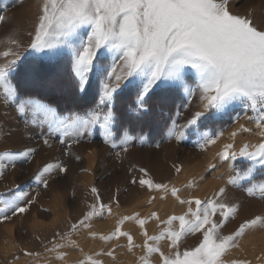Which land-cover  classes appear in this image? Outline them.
<instances>
[{
    "label": "snow or ice",
    "instance_id": "1",
    "mask_svg": "<svg viewBox=\"0 0 264 264\" xmlns=\"http://www.w3.org/2000/svg\"><path fill=\"white\" fill-rule=\"evenodd\" d=\"M5 21L6 17L0 15V23ZM10 43L17 48L21 46L20 41L14 38ZM27 49L39 53L37 59L41 62L59 64L61 58H67L64 75L66 86L73 95L87 94L92 75L100 82L99 100L94 108L83 114L61 116L55 108L34 97L18 100L17 87L10 77L17 71L21 54L5 52V60L0 63V89L4 102L18 100L17 110L21 114L28 110L34 116L43 114L42 123L48 124L49 133H71L82 138L85 134L90 135L93 127L98 125L103 130L105 143L115 146L113 124L117 121V112L113 100L122 85L129 91H135L132 111L139 118L150 116L149 101L157 95V90L160 95L183 90L190 98L198 94L201 108L192 113L183 125H177L173 120L167 130L169 138L179 141L184 136V129L195 125L201 117L208 119L239 104L256 114L260 140L256 144L245 142L238 149L228 143L217 153L221 161L236 160L237 157L250 161L246 170L233 169L227 182L237 185L240 181L254 178L258 165L264 168V26H257L249 14L233 13L229 9V0H41ZM9 56L12 59H7ZM109 57L111 65L107 63ZM21 71L27 73L28 69L22 68ZM189 81L195 82L196 87H190ZM33 123H36L35 119ZM240 127L251 131L242 125ZM235 135L233 132L232 136ZM138 138L141 142L146 139L144 136ZM132 139L134 137L125 129L120 143L126 145ZM43 143L49 145V140L45 138ZM215 143V139L205 134L199 147L203 149ZM124 150L127 151L126 148ZM34 152V148L0 152V176L9 164L15 167L17 160L28 159ZM56 169L61 172L67 170L59 163H46L34 179L47 188L46 176ZM175 170L180 172L181 167ZM140 172L148 176L147 169L140 168ZM136 182L133 177L132 183ZM138 182L150 191H170L180 204L189 206L187 211L169 215L165 220H161L154 211L143 217L139 212L120 215L113 229L100 235L101 240L107 243L124 237L129 252L142 247L139 264H152L153 254L158 256L157 264H250L247 259L226 260L225 257L231 249L239 247L240 239L250 230L264 228V213L245 218L233 231L222 234L221 228L238 212L237 204L220 199L225 188L221 187L210 199H182L180 189L175 186L169 189L166 183H155L144 177ZM258 187L264 197V183ZM256 190L255 184L245 189L249 195H254ZM91 191L96 202L89 206L81 219L71 224L69 232L60 235L59 241L54 238L52 247L45 249L55 253L57 260H63L67 255L60 249L79 247L71 239L73 232L89 229L94 216L103 217L105 212L112 214L111 205L103 203L98 190L92 187ZM28 195L17 186L7 199H0V221L26 213L34 202L28 199ZM193 203L195 209L191 207ZM217 213L221 217L218 221L213 219ZM150 220L160 221L164 227L149 235L145 226ZM175 221L179 222L178 228L174 226ZM126 222L139 226L142 245L136 244L131 232L123 229ZM195 233L202 236L199 244L181 252L182 238ZM89 236L95 238L97 233L89 232ZM162 241L166 242L167 251L161 247ZM121 246L117 244L107 253L101 250L85 254L77 264H103L94 257L105 254L114 257L115 248ZM25 255L35 254L25 251Z\"/></svg>",
    "mask_w": 264,
    "mask_h": 264
},
{
    "label": "rangeland",
    "instance_id": "2",
    "mask_svg": "<svg viewBox=\"0 0 264 264\" xmlns=\"http://www.w3.org/2000/svg\"><path fill=\"white\" fill-rule=\"evenodd\" d=\"M40 2L41 0H23V2L21 0H0V15L6 17V21L0 23V63L5 60L3 55L5 52H20L21 60L18 61L17 71L10 77L11 82L17 87L18 100L34 97L57 110L56 106L46 103L38 96H26V93L36 91L45 92L49 95L56 93L58 89L61 91V88L48 85V81L42 83L34 79L32 73H30L32 72L31 59H36L40 55L39 53H33L31 49H27L29 33L32 31L37 6ZM229 9L233 13L249 14L257 26H264V0H229ZM13 38L20 41L21 46L19 48L10 43ZM27 57L29 58L28 61L22 64L23 59ZM7 59L10 60L12 57L9 56ZM67 63V58H61L60 64L64 69H66ZM107 63L111 65V57L108 58ZM22 68L28 69V72L21 71ZM90 80L91 87L88 96L93 101L84 112L95 107L101 91L100 82L96 76L92 75ZM189 86L195 88L196 84L189 81ZM123 90H125V94L119 97V103L122 104L130 96L132 99L127 105L128 111L123 115H119L120 117L117 114V121L113 124L115 134L113 136L115 146H113V143H105L103 130L98 125L93 127L90 135L85 134L82 138L71 133L68 135H64L62 132L49 133L48 124L42 123L44 120L43 114L34 116L31 110L23 114L19 113L17 110L18 100L5 103L2 89H0V152H19L27 148L35 149V152L28 159L17 160L15 167L9 164L4 170L3 175L0 176V199H7L9 194L15 192L17 186H19V190L29 194L28 199L37 202L29 211L31 217L26 218L25 213H23L12 216L9 220L0 221V243L4 244L6 248L5 254H9L14 249L32 248L28 252L35 254L29 256L33 259L39 251L42 253L41 250L48 248L54 238L58 240L60 235L69 232L71 224L81 219L83 214L89 210V206L96 202V198L91 191L92 187L98 190L103 203L111 205L112 214L118 216V218L120 215H131L133 212L141 210H148L149 213L154 211L159 215V211L165 202L169 203L171 201L170 191L168 194L162 191H150L146 186L139 185L138 181L141 177L151 178L155 183H166L169 185V189L173 186L180 189L179 187L188 180L189 174L198 172L194 171L199 166L197 161L199 157L194 156L192 158L189 155L195 153L194 151L198 153L200 151L201 154L205 155L216 144L207 145L203 149L199 147V144L203 143L205 134L211 136L217 142L237 122L244 119L255 121L256 114L254 112L237 104L228 111L211 116L208 119L201 117L195 125L184 129V136L181 140L177 141L174 137L169 138L167 130L172 121L175 120L177 125L185 124L192 113L199 111L197 107L199 104L201 105L198 94L190 98L187 93L180 90L173 94L158 97L157 100L163 103V105H159L167 108L165 114L164 112L162 114L154 112L150 116V119H153L149 124L151 130L142 133L140 129H137L133 133L129 127L123 126L130 123V121L138 120V114L132 111V100L135 98V91H129L122 85L121 90H118L116 94ZM68 93L70 96L73 95L69 88ZM116 94L113 100L114 106H116ZM57 112L61 116H68L71 113H84L81 111L62 113L59 110ZM34 119L36 123H33ZM125 129L134 139L123 145L120 143V138ZM140 136H144L146 139L141 142L138 138ZM45 138L49 140L50 146L43 143ZM77 140L79 142H75ZM157 144L159 147H156ZM125 148L127 151L124 150ZM169 150L173 152L174 157L172 160L168 159L167 156L171 153ZM117 153H119V156H117ZM162 161H165L164 168H162ZM46 163H59L67 169L64 172L56 169L46 176V179H48L47 188L34 179L37 171ZM249 164L250 161L246 158L237 157L236 160H233L228 175L232 174L233 169L246 170ZM176 167H181V171L177 172ZM193 167L195 170H193ZM140 168L147 169L148 176H144V173L140 172ZM183 172H185V175ZM133 177L136 178V183H132ZM227 181L216 187L215 192H211L212 195L204 200L212 198L223 187L225 192L220 199L229 204L238 205V212L234 218L232 217L235 223L242 222L243 217H245L243 210L239 209L243 202L247 204L252 200L248 203L247 208L250 218L264 213L261 212V210H264V197L261 196L258 187L260 183H264V168L258 165L254 178L240 181L237 185L229 184ZM253 184L257 185L256 196L261 197L254 199L248 193L242 192ZM131 187H137L138 194L132 200L123 202L116 199L118 195L127 194ZM173 201L177 202L175 197H173ZM8 215L11 216V212ZM242 215L244 216L241 218ZM108 216L107 212L103 217L94 216L89 222L91 227L85 229V231H97L94 225L97 222H106ZM213 219L218 221L221 217L217 213ZM230 219L231 217L229 221ZM36 221H39L38 223L43 225L42 228L46 229L37 226ZM132 224L134 223L132 222ZM145 227L147 228V225ZM34 229L38 230V233L44 230V233L32 236ZM50 229H53L54 233L47 234ZM222 229L223 227L221 228L222 234H228L223 233ZM43 236L51 238L46 239ZM201 239L200 233H196L192 240L187 239L185 241L186 236L183 237L180 243V251L183 252L185 249L196 247ZM43 240H45V243L39 245ZM8 248L11 250L8 251ZM24 257H28V255L23 254V256H20L19 253H15L10 262L18 261Z\"/></svg>",
    "mask_w": 264,
    "mask_h": 264
},
{
    "label": "bare ground",
    "instance_id": "3",
    "mask_svg": "<svg viewBox=\"0 0 264 264\" xmlns=\"http://www.w3.org/2000/svg\"><path fill=\"white\" fill-rule=\"evenodd\" d=\"M197 108L198 110H200L201 105L199 104ZM241 125L243 126L244 129H251V131L249 132V131L242 130L240 127ZM233 132L236 133L234 137L232 136ZM258 133H259V129L256 127L255 121H247L246 119H244V120L237 122L232 127H230L229 130L219 140H217L213 149H211L210 152H208L207 154L204 155V154H201L200 151L199 153L197 151H194L195 153H193L191 156L189 155V157H192V158L194 156L199 157L197 160L199 166H197V168L195 167L196 170L193 167V170H195L194 172L196 171L198 172L194 173L192 171V173L194 174H189L188 180L185 179L186 180L185 184L179 187L180 197L182 199L198 197L201 200H204L205 198H208L210 195H212L211 192L216 190V187H219V185H223L227 181V179L229 178V175H228L229 170L231 169L232 167L231 165L233 164V160H230L227 162L221 161L219 157L217 156V153L223 149V146L225 144H228V143L234 144L237 149L245 142L250 143V144H256L260 140ZM169 152L171 153L167 155L168 159L172 160L174 157L173 152L170 150ZM162 162H163L162 168H164L165 161H162ZM183 173L185 175V172ZM136 188L131 187L129 188V191L127 192V194L125 195L121 194V195H118L117 197L115 195V197L118 201H123V202L132 200L135 195H138ZM169 197L171 198V201H169V203L165 202V204L161 207L159 211V216L161 220L167 219L169 215L183 214L184 212L187 211L189 207L187 204H180L179 201L174 202L172 195ZM251 201L252 200H250V202ZM36 203L37 202L34 201L29 206V210L25 213L26 218H28V216L29 217L32 216L30 215L29 211H31V208H33L34 204ZM191 207L195 209L196 207L195 203H193ZM146 211L141 210L138 212L141 214V216H146L149 213L148 210ZM261 212H264V210H261ZM243 216L244 215H242L241 218ZM117 219H118V216L111 214L108 216V219L106 220V222L104 221L100 223L97 222L96 224L94 223L95 224L94 228L97 230L95 231V233H97V236L95 238L89 236V232H90L89 230L85 231V229H80L76 232H73L71 234V239L74 240L76 244L79 245V247L77 248V247L69 246V247L60 249V251L67 253V255L64 257L63 260H57L55 258V253L47 252L45 251V249L44 250L42 249L41 250L42 253H40L39 251L40 254L38 253V255L34 257L33 259L29 258L28 256L18 261L10 262L11 261L10 259H12L11 257H14L15 253L20 254L25 251H29V250L31 251L32 248L31 249L30 248H19L18 250L14 249L12 251H10L11 249L8 248V251H10V253L5 254L6 248L4 247V244L0 243V252H1L0 253V264H77L79 260L84 258L85 254L91 255V254L100 252L101 250H103L104 253H107L109 249L113 248L117 244L122 245V246L115 248L114 257H109L105 254V255L95 256L94 258L103 261V264H139L138 257L143 254L142 247H138L133 252H129L127 250V240L124 237H121L119 240H113L107 243L99 238L101 234H108L113 229ZM38 222L39 221H36L37 224L36 223L35 224L39 227L41 226L42 228L43 225H41ZM146 225H147V231L149 235L158 233L159 229L164 227V225L160 224V221L155 222V220L148 221ZM174 226L178 228L179 222L175 221ZM42 229L45 230L46 228H42ZM123 229L131 232L136 244L142 245L143 236L141 234V230L139 229V226L132 224V222L131 223L126 222L125 225L123 226ZM44 230L43 231L41 230L38 233L37 232L38 230L34 229L32 236L43 234ZM50 232L54 233V230L50 229L47 232V234ZM74 236H77V237H74ZM43 237H45L46 239L51 238L49 236H43ZM57 241H59V239ZM44 243H45V240H43L39 245L44 244ZM51 247H52V244L49 245L48 248H51ZM161 247L167 251L166 242L162 241ZM237 258L247 259L248 261H250V264H258L261 261L264 262V228L257 227L255 230L249 231L243 238L240 239L239 247L231 249L229 255L225 257L226 260L237 259ZM151 260H152V264H157L158 256L156 254H153V256L151 257Z\"/></svg>",
    "mask_w": 264,
    "mask_h": 264
},
{
    "label": "trees",
    "instance_id": "4",
    "mask_svg": "<svg viewBox=\"0 0 264 264\" xmlns=\"http://www.w3.org/2000/svg\"><path fill=\"white\" fill-rule=\"evenodd\" d=\"M28 59H29L28 57L23 59L21 63L25 64V62H27ZM31 60H32V64H30V67L32 69V72L30 73H32L33 78L42 83L44 81H48L47 82L48 85L52 87L61 88V91H59L60 89H58L57 92L52 95L51 94L49 95L48 93L45 92L36 91L32 93H26V96L27 95L38 96V98H41L46 103L56 106L57 110H59L62 113H68L74 111L84 112L85 110H87L88 107H90L93 101L92 98L88 96L90 95V90H88L86 95L85 94H81V95L78 94L77 96L69 95L68 87L66 86V78L64 75L66 69H64L60 63L59 64L49 63L47 61L41 62L37 58ZM123 94H125V90L116 94L117 95L116 106L114 107L118 116L123 115L128 111L127 105L131 102L132 99V97L130 96V98L125 100L122 104L119 103V97L122 96ZM156 96L157 98L155 99ZM159 96L161 95L159 94V90H157V95H153L149 101V106L152 109L150 116L154 112L156 113L158 112L161 114L162 112H164L165 114L167 107L161 106L163 105V103L157 100ZM130 116L134 117L132 114H130ZM150 116L147 118L138 117L137 121H133V122L130 121V123L125 124L123 127H129V129H131V132L133 133L137 129H140L141 130L140 132L144 133L148 130H151L149 124L153 119H150Z\"/></svg>",
    "mask_w": 264,
    "mask_h": 264
},
{
    "label": "crops",
    "instance_id": "5",
    "mask_svg": "<svg viewBox=\"0 0 264 264\" xmlns=\"http://www.w3.org/2000/svg\"><path fill=\"white\" fill-rule=\"evenodd\" d=\"M75 191V189L73 190V192ZM243 193L245 192V193H247L246 191H242ZM243 195H245V194H243ZM249 195V194H248ZM248 195H246V196H248ZM249 196H252L251 198H258V197H261V196H256V194H254V195H249ZM248 196V197H249ZM243 205H240L239 206V209L241 208L243 211H244V215H245V217L243 218V219H245V218H250L249 217V215H248V213H246L247 212V208H248V204H246V203H242ZM246 209V210H245ZM234 218V217H233ZM232 217H231V219H230V221L228 220V223H225V225L223 226V229H222V232L223 233H230L231 231H233L234 229H235V227L236 226H238V224L240 223V222H234ZM243 219H242V221H243ZM228 227V228H227ZM196 234V233H195ZM195 234H188V235H186V240L185 241H187V239L188 240H192L193 238H194V236H195ZM23 254H25V253H20L19 255L20 256H23ZM259 264H264V262L263 261H261V262H259Z\"/></svg>",
    "mask_w": 264,
    "mask_h": 264
}]
</instances>
